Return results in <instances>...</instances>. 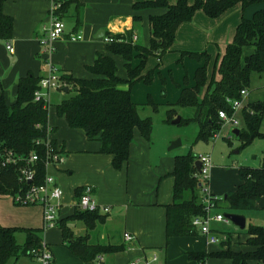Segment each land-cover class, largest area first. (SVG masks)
<instances>
[{"label": "trees", "instance_id": "1", "mask_svg": "<svg viewBox=\"0 0 264 264\" xmlns=\"http://www.w3.org/2000/svg\"><path fill=\"white\" fill-rule=\"evenodd\" d=\"M5 1L7 0H0V3ZM54 1L60 5V18L70 7L76 5L75 30L80 29V8L83 6L79 0ZM255 2L258 0H196L192 5L189 0H178L173 5L167 0L135 3L136 11L165 9L166 12L150 18L152 37L148 48L134 43L133 30L125 34H106L112 40L109 42L108 52L119 55L126 61L129 79L118 77L117 65L111 55L98 54L94 65L87 67L97 78L79 79L65 72L60 73V80L66 83L63 91L67 90V96L56 106L57 114L67 120L70 128L83 130L90 140H98L101 145L100 154L111 156L113 168L122 170L130 158L135 129H139L147 141L151 138L152 119L141 118L138 105L131 95L135 84L153 83V71L143 75L149 57H162L170 51L179 26L191 21L197 11L202 10L208 17L217 19L238 4L246 8ZM139 19L134 18L135 21ZM13 28V18L3 14L0 9V41L8 43L13 37ZM187 54L198 59L204 56L197 53ZM135 60L139 61L136 66L133 64ZM215 69L220 76L219 80L215 73L213 79L209 80L207 65L198 68L195 86L180 88L181 94L177 102L181 107L197 109V116L188 123H198L201 127L200 137L206 140L214 137L222 127L219 112L233 113L227 99L240 100L241 92L250 88L253 74H264V9L257 12L252 20L242 22L234 42L227 47ZM41 79L33 73L19 79L13 104H8L5 95L0 94V161L4 162L10 155L19 158L17 164H0V195L23 194L32 185L44 183L47 175L48 149L45 142L54 129L49 126V103L43 99L36 100L35 97ZM124 86H128V89H123ZM149 104L156 107L152 98L149 99ZM175 114V111L169 112L170 120L174 119ZM243 119L246 127L239 134L243 145H248L257 138L264 139V134L261 133L264 103H248L243 108ZM52 143L56 144L54 141ZM33 154L38 156L36 164L29 163ZM197 161L192 154L175 158L174 171L170 175L175 180L173 203L166 206L167 245L173 238L200 235L192 222L194 218L205 217L207 213L200 194L201 180L197 177ZM26 167L36 171L31 184L20 179L21 170ZM239 178L241 183L235 191L225 196V200L233 214L244 215L258 210L257 203L264 197V156L260 168H240ZM107 217L108 215L97 212L77 210L71 217L60 220L58 226L68 249L83 263H93L102 255L123 252L126 246L91 245L89 234L74 237L68 222L81 221L91 231L97 224L105 223ZM17 231L18 229L0 225V264H8L11 260L17 262L22 257L35 259L32 252L43 248L41 230H26L24 244L17 242ZM247 235L246 243L252 248L250 251L190 254V258L203 260L216 257L229 259L232 264H250L252 261L264 264V228L250 225ZM48 248L50 249L49 246Z\"/></svg>", "mask_w": 264, "mask_h": 264}, {"label": "crops", "instance_id": "2", "mask_svg": "<svg viewBox=\"0 0 264 264\" xmlns=\"http://www.w3.org/2000/svg\"><path fill=\"white\" fill-rule=\"evenodd\" d=\"M146 1L152 0H79L83 6L80 8L82 27L77 31L75 30L76 5L70 7L62 18L59 15V5L55 15L65 24L67 34L65 39L56 42L55 51L51 55L44 52L40 40L44 37L43 27L52 21V0H7L2 4L0 3V9L3 14L14 20L12 39L8 43L0 41V94L3 93L5 95L8 104H13L18 92L17 83L19 79L26 77L29 73H33L37 78H45L50 74V67L59 70L60 73L65 72L79 79L97 78L87 70V67L94 65L98 54L111 55L108 52L109 42L105 40L107 33L125 34L133 30L134 35L137 37L134 43L148 48L152 37L150 18L153 16H161L166 10L144 9L136 11L134 9L135 3ZM167 1L173 5L178 0ZM195 2L196 0H189L190 5ZM263 9L264 0H258V2L246 8L242 4H238L217 19L208 17L202 10L197 11L191 21L179 26L176 32L175 42L170 51L162 57L156 58L151 56L147 60L143 75H147L153 70L155 74L153 85L146 87V90L149 91L147 100H149V97L154 102L158 99L156 98L158 97V89L155 85H160L159 82L161 79L166 78L167 70H170L171 76H174L176 70H179L180 81L186 78V76L184 77V72L180 69L179 62H182L187 69V77L191 73L192 78L190 79L188 77V86H195V74L197 69L203 66V62L207 65L210 79L215 65L224 56L227 47L234 42L238 27L244 20H252L254 15ZM135 17L140 19L135 21ZM101 30L105 31L104 37H98ZM71 33L81 35V40L70 41L68 36ZM8 46H11L14 52L11 53ZM187 53L204 54V56L196 62ZM111 56L117 65L118 77L123 80H128L129 74L126 68V61L119 55ZM150 58L156 61L152 66L150 65ZM138 62L135 60L133 64L136 66ZM158 74L159 79H157ZM179 86L183 88L187 85ZM123 89H128V86H124ZM131 90L133 101L139 103L135 99L133 89ZM62 91L52 90L50 92L48 102L50 105L49 126L54 129V132L51 133L49 139L61 147L64 161L59 166L50 169H52L53 173L61 175L59 181L64 183V177L73 176L75 174L74 166L77 160L83 158L89 164V169L92 165L96 169L95 171L100 173L98 174L99 176L97 175L91 178H77L72 183V187L67 189H64L59 181L56 180L64 190L63 198L69 200V202L66 201L67 203L64 202L61 220L71 217L76 212V202L82 190L90 186L93 188V195L96 201L100 205L111 208L110 215H108L105 223L97 224L95 229L91 231H88L81 221H70L68 225L75 234L79 230L78 236L89 234V243L91 245L126 246V250L123 252L104 255L102 263L106 262V258L109 257L113 260L114 264H130L133 260L142 256H151L157 249H161V251L164 249L166 251V260H168L171 255L170 251H172L171 247L181 243L178 241H182L184 245L188 244L189 250H195L191 242L194 239L190 237L173 238L171 239L170 245L167 246L166 206L173 203L175 180L170 175L174 171L176 157H174L173 162L169 164L168 168L166 167L160 171L158 169L156 174H150V188H139L138 190L136 188L135 191L134 182L136 180L133 179V174L131 173L138 167L140 168L139 171L144 172L146 175L149 174L147 172H150L148 168L150 164L146 163V155L149 153L146 150L150 142L144 138H134L135 140L133 139L130 147L129 161L124 165L122 170L117 171L119 174H116V170L112 165L113 158L109 155L100 154V142L98 140H90L83 130L70 128L67 120L57 114L56 106L67 96V91ZM179 93H181V89L178 91ZM165 96H167V93ZM250 97L249 94L244 102V106L251 102ZM58 98L59 101L54 102ZM241 112L237 113L239 120L241 119V115L240 118L238 115ZM135 134L136 131L134 137ZM170 150L172 149L170 148ZM144 159L146 165L144 164L143 167H140L142 165L140 164V160ZM107 173L114 177L115 181L106 182L104 177ZM220 174L224 176L227 172L225 173L223 169L217 170L213 166L208 179H210V189L214 196H217L218 192L220 194L233 192L241 183L238 172L235 173L236 175L232 172V178L226 179L224 186L219 191L215 186L216 178L220 177ZM119 179L122 180L121 188L118 187ZM136 183L138 182L136 181ZM5 197L10 198L13 205L18 206L20 210L10 206H8L10 212L3 210L2 202ZM217 199L220 203L222 202L219 198ZM222 204L229 208L227 202H222ZM35 207L32 205H16L12 196L0 195V225L6 228L18 229L17 233H21L22 237L24 234V241L23 243L17 241L19 244L25 243L27 236L25 233L26 230L39 229L42 232L45 230L42 227L43 210L40 207H38L40 210L34 209ZM257 207L259 209L264 208V197L257 203ZM65 209L68 210L65 211ZM7 212L11 215L10 217L6 215ZM229 213L232 212L229 211ZM248 213L243 215L246 217V220ZM98 229H101L98 232L101 234L99 241L95 239V233H97ZM212 229L215 236L219 238L222 231L214 227ZM42 234L41 238L43 242L52 250L50 240L46 241ZM125 234H130L134 237V240L132 242H126L124 238ZM200 235L196 238L200 239V237H205ZM242 235H239L237 232L233 233L229 248L226 245L220 247V243L212 244L209 242V238L205 237L207 240L206 245H216L219 247L209 253L226 252L228 249L234 252H243L245 248L251 250L252 248L246 243L248 235H245L246 241L244 243ZM62 239L63 244L67 246L63 235ZM77 261L80 260L77 259ZM159 261L160 259L158 258L157 262ZM80 263L91 264L83 263L82 261Z\"/></svg>", "mask_w": 264, "mask_h": 264}, {"label": "rangeland", "instance_id": "3", "mask_svg": "<svg viewBox=\"0 0 264 264\" xmlns=\"http://www.w3.org/2000/svg\"><path fill=\"white\" fill-rule=\"evenodd\" d=\"M201 59L200 58L198 59L197 57H193L192 60L198 62ZM154 62L156 63V61L150 58L151 66L153 65ZM179 65L181 67L180 69L184 72V77L186 76V78H183L182 81H180L179 70H176L174 76H171L170 70H167V74L165 76L166 78L161 79V81L159 82L160 85H155V87L158 89V97H156L158 99L156 100L154 99L156 107L150 105L149 100H147V95L149 91L146 90V87L147 86L150 87L151 85H153V83L147 85L144 82H139L132 87L133 94L135 95V99L139 102L137 103L139 108V115L143 119L150 117L153 123L151 138L149 141L150 143L148 145V149L146 150L149 153L146 155L147 156L146 163L150 164V167L147 166L150 172H147L149 174L146 175L144 174V172L139 171L140 168L138 167H136L137 170L135 168V170H133L132 173L130 172L131 174H133V179L138 182V183H136V181L134 182L135 191L136 188L138 190L139 188L144 189L149 187L151 182L150 174L153 173L156 174L158 169L160 171L166 167L168 168L169 164L173 162L174 157L177 156L192 154L193 156L196 157V159H198L200 156H210L214 168H216L217 170L223 169L225 173L227 172V174H229L228 176L227 174L224 176L220 174V177L216 178L217 180L215 187L219 191H221L220 189L224 186L226 179L232 178L233 176L231 174L232 172H234V174L238 172L239 174L240 168L245 167V168L256 169L262 166V161L264 156V139L257 138L253 140L250 144L243 145L242 138L239 135L237 136L234 134V130L238 129L241 132V130H243L246 127L243 119V110L238 115L239 118L241 115L239 127H233L231 125L222 126L221 129L217 131L216 135H219L217 139H214L215 136L208 140L201 138L200 125L196 122L188 123V121L193 120L197 116V109L195 107H181L177 105V102L181 94V93L178 94V91L180 90L179 85L188 86L189 85L188 77L190 79L192 78L191 73H189L190 75L187 77L188 71L183 65V63L179 62ZM205 65L206 63L203 62V66ZM214 70H216L215 67ZM214 73L217 80H219L220 76L218 75L217 70L213 71L212 76L210 77L209 80L213 79ZM157 79H159V74ZM61 82L62 84H66L63 81ZM62 90L63 89H61V91ZM166 93L167 96H165ZM249 94L251 96L250 97L251 102L258 101L264 103V74H257V73L253 74L251 78V85L250 88L248 89V96ZM131 95H132V90H131ZM150 98L151 97H149V99ZM57 101H59V98L54 100V102ZM170 111H175L176 113L173 120H170L169 118ZM178 117H181L183 121L179 124H173V121L176 120ZM135 131L136 134L134 138L143 139V136L141 135L139 129H135ZM261 133L264 134V119L261 126ZM177 141H180L181 145H179L175 149L170 150V148L173 145V142H177ZM140 164H142L140 167H143L145 164V159L140 160ZM74 167H75V174L70 177L69 176L64 177L65 178L64 183L59 181L61 175H57L53 173L52 169H50L49 174H51L56 180H58L59 183L64 187V189H67L72 187V183L77 178H85V177L91 178L97 176L100 173V172H96L95 171L96 169L92 165L90 166L89 169L88 168L89 164L83 158H79ZM123 172L125 173L124 170ZM116 174H119L117 173V170H116ZM142 174L144 177L142 176ZM104 178L108 183L111 181H115L114 177L110 176V174L108 173L105 174ZM200 180H201V193H200L201 197L202 198L205 197V192H204L205 189L209 190V192L213 194L210 189V179L204 180L203 178H200ZM118 187L119 188L122 187L121 179L118 180ZM228 193L220 194V192H218L217 196L215 197L219 198V200L222 201L223 203H226L224 197ZM11 201L12 200L7 197L3 199L2 202V206L4 208L3 210H8L10 212L8 206L15 207L20 210V208L18 206L16 207L15 205H13ZM66 201L69 202L68 199L66 200L63 198V203L64 202L67 203ZM219 203L220 202L218 201L217 207L211 212L212 215L222 214L225 216V214L231 211L228 208V206H224L223 204L221 205V203L219 206ZM32 206H36L34 209L40 210L41 208L42 210L41 206L38 205H32ZM67 210L68 209H65V211ZM6 215L8 217L11 216L9 215L8 212ZM247 216H248L247 227L245 230H241L240 228L235 226L232 222H229L228 224L215 223V222L211 223V227H214L217 230L222 231V233L219 236V239L221 241L220 247L226 245L229 248L230 240L232 239V234L236 232L239 233V235L243 234L242 239L244 243L246 241L245 235L247 234V229L250 225L261 226L264 228V208H260V209L258 208V210L251 211L248 213ZM42 227L44 228L43 216H42ZM59 228H60L59 226H56L53 228L45 229L44 232L41 231V233H43L42 236H44V239L46 241L50 240V244L52 245L53 248L51 252L54 261L56 260V264H81L80 261H77L76 257L70 252V250H68V247L63 244L62 234ZM100 230L101 229H98L97 233H95V239L98 241L101 238V234L98 233ZM72 234L74 237H80L78 236L79 230L76 231L77 235L74 232H72ZM16 237L19 243H23L24 234L22 237L21 233L20 234L17 233ZM190 238L194 239L191 242L193 244L192 247H195V250H189L188 244L184 245L182 241H178L181 243L176 244L174 247H171L172 251H170L171 255L169 256L168 260H166V254H165L166 251L164 249L162 251L161 249H157L155 253L157 254L160 261L154 262L153 264H231L228 259L216 258V257H208L203 260L191 259L190 254L210 255L209 252L214 251L219 247L216 245H206L207 240L205 237H200V239H197L196 237L195 238L190 237ZM247 251H250V249L245 248L243 250V252H247ZM101 257L103 258L104 255H102ZM110 260L111 259L108 257L106 258V262L102 263L100 259H97L95 262L91 264H114L113 260L111 261ZM8 264H16V262L15 260H11L8 262ZM17 264H41V263L37 259L22 257ZM250 264H256V263L251 262Z\"/></svg>", "mask_w": 264, "mask_h": 264}, {"label": "built area", "instance_id": "4", "mask_svg": "<svg viewBox=\"0 0 264 264\" xmlns=\"http://www.w3.org/2000/svg\"><path fill=\"white\" fill-rule=\"evenodd\" d=\"M53 10L51 13L52 21L50 24L43 27L44 37L40 40L41 45L44 48L46 54H52L55 51V44L59 40L66 38V26L59 19L55 13L59 8V5L52 0ZM81 35L70 34L68 39L70 41L81 40ZM107 42L112 41L111 38L105 39ZM137 40V37L133 36V41ZM9 51L14 52L11 46H8ZM65 84H62L60 80L59 70L50 67V74L42 78L39 84V90L36 92V100H44L49 102L50 92L52 90H61ZM248 97V90H243L241 92V99H227V103L231 106L233 113L229 114L227 111H220L219 117L222 120V126L231 125L233 127H239L240 120L237 118V113L242 111L244 108V102ZM51 133L48 136L45 144L48 149V160L46 162L47 175L45 177L44 183L40 185H32L29 190L23 194H17L12 196L13 201L19 206H30L38 205L42 207L43 210V222L44 229L53 228L58 226L61 220L62 209L64 206L63 197L64 190L58 184L56 179L49 174V169L52 167H57L64 161L63 152L61 147L57 144H53L52 140L49 139ZM219 135H215L214 139H217ZM39 144V141H38ZM19 158L10 155L4 162L0 161L3 166L10 164H17ZM198 161L201 162V170L198 171L197 177L207 180L209 178L211 169L213 167L210 156H200ZM38 162V156L33 154L29 159V163L36 164ZM36 171L32 168H24L21 170V181L31 184L34 180ZM205 197L202 198V203L205 206L206 216L196 217L193 219V226L196 227L200 234L209 238V242L212 244L220 243V239L215 236L213 229L211 227L212 222L217 223H229L230 221L225 218L222 214L212 215L211 212L217 207L218 199L213 196L209 190L205 189ZM76 207L82 212H93L100 213L101 215H110L111 208L108 206L100 205L94 198L93 188L90 186L85 187L76 202ZM126 242H132L134 237L130 234H125L124 236ZM35 259H37L41 264H55L51 250L48 245L43 243V248L41 250H34L32 252ZM101 262L102 257L99 258ZM158 261V256L155 252L151 256H142L133 260L130 264H153Z\"/></svg>", "mask_w": 264, "mask_h": 264}, {"label": "water", "instance_id": "5", "mask_svg": "<svg viewBox=\"0 0 264 264\" xmlns=\"http://www.w3.org/2000/svg\"><path fill=\"white\" fill-rule=\"evenodd\" d=\"M104 36H105V31L101 30L98 37H104ZM180 122H181V117H178L176 120L173 121V124H179ZM234 134L238 136L240 134V130L238 129L234 130ZM179 145H181L180 141L173 142L171 149L177 148ZM196 168L198 171L201 170L200 161L196 162ZM225 218H227L230 222H232L235 226H237L241 230H245L247 227V220H246V217L243 215L227 213L225 214Z\"/></svg>", "mask_w": 264, "mask_h": 264}]
</instances>
